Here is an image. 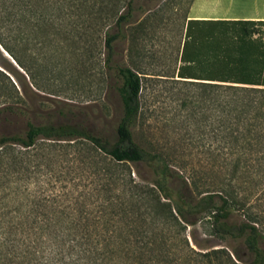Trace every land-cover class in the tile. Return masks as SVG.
I'll list each match as a JSON object with an SVG mask.
<instances>
[{
    "label": "trees",
    "instance_id": "trees-1",
    "mask_svg": "<svg viewBox=\"0 0 264 264\" xmlns=\"http://www.w3.org/2000/svg\"><path fill=\"white\" fill-rule=\"evenodd\" d=\"M53 5L58 6L55 17ZM70 5L65 0L54 4L0 0V262L240 264L237 253L205 248L194 232L185 236L187 228L197 226L205 238L241 240L252 255L249 264H264V20L186 23L176 77L195 91L189 89L181 100V110L189 109L184 122L196 119L198 127L208 125V132L199 130L195 141L208 160L229 169L224 180L201 191L192 178L188 184L172 171L159 152L147 148L145 152L133 141L131 128L139 113L141 84L138 73L127 67L112 69L121 116L111 142L68 122L34 124L29 120L22 108L18 75L22 72L38 88V74L60 72L61 65H52L48 52L56 36L60 41L55 58L63 59L66 53L77 57L76 49L63 45L67 40L76 42V20L69 21L74 17L72 10L63 11ZM196 31L200 35L195 38ZM113 40L114 36H105L108 52ZM186 136L192 147V136ZM78 138L101 157L105 176L120 172L126 163L154 166L158 194H146L137 185L129 188L130 194L120 196L107 194L108 188L67 195L35 194L18 186L23 159L29 153L71 147ZM120 174L109 180L123 182ZM235 180L248 185L240 188L246 194L242 198L232 184ZM175 181L180 186L173 190L170 185ZM250 194L258 196L251 201ZM137 204L146 205L150 219L144 242L127 208ZM158 226H167L175 234L163 235L156 231ZM122 233L123 238L139 240L117 242Z\"/></svg>",
    "mask_w": 264,
    "mask_h": 264
},
{
    "label": "rangeland",
    "instance_id": "rangeland-1",
    "mask_svg": "<svg viewBox=\"0 0 264 264\" xmlns=\"http://www.w3.org/2000/svg\"><path fill=\"white\" fill-rule=\"evenodd\" d=\"M50 1L54 4L58 0ZM65 1L72 4L64 6L63 11L72 10L74 17L69 21L76 20V31L73 32L76 42L67 40L63 45L68 44L70 49H76L77 57L72 58L70 53H66L63 59L55 58V45L60 41L56 36L48 52L52 65H61L60 72L55 71L51 76L38 74L36 81L39 89L31 86L20 72L18 79L22 108L28 112L29 120L34 124L68 122L111 142L121 116V103L115 90L117 81L112 69L115 66L127 67L138 73L141 84L139 113L131 128L133 141L145 152L146 148L159 152L172 171L188 184L192 178L201 191L210 190L224 180L229 169L208 160L204 149L195 141L199 130L208 132V125L198 127L194 122L196 119L186 124L184 119L189 109L181 110L180 107L187 91H195L193 87L179 83L176 77L181 65L186 18L192 6L193 10L216 12L206 15L208 18L228 17V11L236 16L257 15L264 13V0H208L195 3L194 0ZM57 7L53 5L51 9L54 17L58 14ZM120 16L122 19L117 21ZM197 32L193 37L200 35ZM106 35L114 36L110 52L104 46ZM187 133L192 136V147L186 140ZM63 146L66 147H55L52 152L42 148L29 153L23 159L18 186L22 190L31 189L35 194L67 195L86 194L95 187L96 190L108 188L107 194L120 196L130 194L129 188L137 185L146 194H158L153 185L157 180L154 166L144 162L126 163L120 172L118 169L105 176L107 173L104 172L106 169L101 157L95 155L85 140L78 138L71 147ZM118 174L123 176V182L119 180L114 184L109 180L110 177L117 178ZM125 181L131 182L130 185L125 186ZM179 182L175 181L170 187L177 189ZM232 184L240 192L237 194L240 198L246 195L240 190L248 186L246 183L235 180ZM257 196L250 194V200L254 201ZM127 208L132 210L130 221L134 230L141 232L145 236L143 242L146 241V231L151 229L146 205L142 207L137 204ZM160 230L163 235L169 232L175 234L167 226H158L156 231ZM192 232L205 248H224L229 253L235 252L240 256V264L252 261V255L241 240L205 238L197 226L187 228L185 236ZM135 240H139L138 237L123 238L122 233L117 242Z\"/></svg>",
    "mask_w": 264,
    "mask_h": 264
},
{
    "label": "crops",
    "instance_id": "crops-1",
    "mask_svg": "<svg viewBox=\"0 0 264 264\" xmlns=\"http://www.w3.org/2000/svg\"><path fill=\"white\" fill-rule=\"evenodd\" d=\"M195 2H208V0H194ZM193 7V6H192ZM190 8L188 15H187V21L189 20H264V13H259L257 15H249V16H236L231 15L230 12L228 13V17H222V18H208L206 15L214 14L215 11H208V10H193V8ZM218 14L221 12H217Z\"/></svg>",
    "mask_w": 264,
    "mask_h": 264
}]
</instances>
